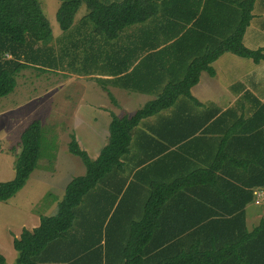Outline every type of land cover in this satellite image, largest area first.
Returning a JSON list of instances; mask_svg holds the SVG:
<instances>
[{"label":"trees","instance_id":"1","mask_svg":"<svg viewBox=\"0 0 264 264\" xmlns=\"http://www.w3.org/2000/svg\"><path fill=\"white\" fill-rule=\"evenodd\" d=\"M260 1L263 0H58L55 18L61 32L53 37L39 0H0V98L10 94L18 75L30 68L43 73L113 76L107 81L135 92H148L147 83L156 80L148 67L150 59L168 61V55L174 53L176 58L190 62L181 81L169 80L164 85L161 76L157 80L163 84L159 94L133 115H110L107 143L95 159L70 135L67 150L82 161L85 174L72 178L65 186L55 214L45 216V205L36 207L39 225L32 230L23 228L12 240L16 264H264V216L248 231L243 211L246 205H240L235 215L206 217L200 224L180 227L164 216L168 213L165 205H177L173 197L178 186L154 185L147 197L136 187L134 196L127 194L133 192L141 175L157 168L159 161L166 163V158L157 161L152 155L144 161L138 159L134 181L127 185L123 169V160L132 163L131 149H140L141 137L157 143L160 141L155 136L164 139L156 128H149L158 115L171 109L180 98L199 104L189 90L197 84L201 71L213 75L210 64L214 60L231 53L254 63L264 61V47L248 49L243 44L253 9ZM82 5L87 13L76 21ZM134 25L144 28L124 33L125 28ZM123 37L133 44H153L142 57L134 47L118 46ZM178 46L186 48L176 49ZM166 71L172 73L170 68ZM248 95L252 96L245 93L236 106L223 112L207 109L202 117L206 127L201 132L214 136L212 166L208 167L213 205H217L223 190L232 197L242 193L246 204L254 200V190L264 188V102L252 96L255 106L237 108L243 100L250 101L245 98ZM108 96L116 105L115 99ZM194 117L184 110L178 120L192 123ZM41 128L36 119L22 130L14 177L0 181V202L20 192L37 168ZM198 130H179L180 136L163 145L162 151L188 140ZM150 160H154L152 165L146 167L144 163ZM236 171L244 177L230 174ZM119 180L123 183L115 187ZM122 216L127 224L128 216H133L128 230L113 231ZM170 233L186 234L190 242L183 243L186 248H180V252L172 253L170 244L174 243L167 236ZM158 236L166 239L157 241ZM0 264H7L2 254Z\"/></svg>","mask_w":264,"mask_h":264},{"label":"crops","instance_id":"2","mask_svg":"<svg viewBox=\"0 0 264 264\" xmlns=\"http://www.w3.org/2000/svg\"><path fill=\"white\" fill-rule=\"evenodd\" d=\"M99 1L114 2L119 0ZM83 11V15L87 13L86 9ZM252 14L253 18L251 23L243 36V44L248 49H258L264 47V0L260 1L259 5L255 4ZM140 28H144V26L134 25L127 27L124 29V33L130 34L134 29L137 30ZM122 39V41L117 43L121 49L134 47L138 49L142 57L147 53L149 49L148 46L153 44L149 41L133 44L131 41H128L126 37ZM110 42H112V46L115 44L114 40ZM160 48H164V46H160ZM178 48L186 47H176V49ZM167 58H170V60L166 61L164 58L155 57L148 61V67L151 68L154 74L153 78L156 79L154 82L155 84L152 82L147 83L146 89H150L148 92H135L107 81L113 79V76H76L62 73L66 76L67 81L62 83L61 89L74 82V80L68 79L69 76L80 78L78 81H82L83 83H87L83 78H92L88 79L91 81L87 80L88 84L93 82L95 85V88L93 87L91 91V100L87 97V93L85 92L87 90V85L85 87L79 85V90L84 91V95L79 99L80 105L84 104V109L80 111V114L83 115L80 123L84 126L83 122L87 124L90 121L92 124L86 125L90 127L88 130L81 133V136L77 134L74 135L78 145L82 147L80 138L85 139L92 136H101V133H99L100 130L95 128V125L97 123L99 124L102 119L106 121L102 126L106 133L105 129L108 130L111 114L117 116H131L147 102L153 100L160 92L159 87L163 85L157 83L159 79H161V76H163L161 80L164 85L169 80L181 81L190 64L189 60L178 59L174 53H170ZM169 61L173 63H168ZM210 67L213 70V75H210L206 71H201L197 84L192 86L189 90L190 95L196 99L199 104L180 98L171 109L164 111L161 115L156 117L155 121L149 123V128H156L162 133L164 139H160V136H155V138L160 141H158L160 144L146 137H141L140 149H131L130 158H132V163H129L128 159L123 160V169L125 172L124 179H126L127 185L130 181H134L133 174L138 169L135 168L138 159L144 161L147 156L152 155H155L154 160L157 161L161 158H166V163H161L159 161V163L155 165L157 168L152 167L153 169L146 171L147 174L141 175L139 181H135L137 185L134 186L133 192H127V194L134 196L136 187V189L143 191L147 197L152 192L151 187L154 185L164 186L167 184L170 185L171 188L173 186H178L175 197H173L174 200L177 201V205H165L168 213L164 216L180 227L200 224L202 223L200 222L201 220L207 219L206 217L235 215L238 213L237 211H239L238 207L240 205H246L243 207V211L245 212V224L247 230L251 231L259 224L261 218L264 216V188L254 190V200L246 204V199L242 193H238L232 197L223 190V194H218L217 205H213L211 203L213 197V183H211L212 174L208 170V167L212 166L211 149L212 138H214V136L207 133L203 134L204 132H201V130L206 127V124H202V117L206 116L207 109L211 112L213 108H216L220 112H223L232 106H236L238 100L244 97L245 93H250L252 96L258 98L261 103L264 102V61L254 63L250 59L241 58L231 53H224L214 60L210 64ZM166 68H170L172 73L167 72ZM97 79H101L104 82ZM121 92H127L122 98V102L116 98L117 94ZM60 93L62 94L63 91ZM108 94L115 99L116 105L111 102ZM252 96L248 95L245 97L248 99L250 98L251 102L243 100L244 103L238 104L237 108H251L255 106L256 104L252 100ZM184 110H188L195 115L192 123H182L178 120L179 115ZM91 113H94V115ZM168 119H172V121ZM194 128H198L199 130L188 140L173 144L176 146L171 147L168 151H162L163 145H167L168 141H173L176 137L180 136L179 130H184L186 133ZM132 144H134V142ZM135 144L137 145V143ZM154 160H150L144 163V165L148 167L152 165ZM230 174L234 175V177H244V174L239 171L234 173L230 172ZM51 176L52 172L50 173L44 170L38 171L36 168L30 175L28 181L30 179L42 181L43 178L47 177V181L49 182L51 181ZM213 176L216 175L213 173ZM120 181L121 180L115 182V187ZM49 183L47 185H49ZM122 183L121 181V184ZM125 188L126 187H124V189ZM142 199L144 198L142 197ZM55 207L56 205H45L42 207V211L44 215L47 216L50 215ZM234 209H237L236 212H234ZM39 214L40 212H38L35 205H30L28 207L27 221L28 223L31 221L29 223V229L36 228L39 225ZM132 218L133 216H128V220ZM124 219L125 216H122L116 221L113 231L119 229H121V231L128 230L127 228L130 220L127 224V221L125 222ZM23 225L21 228H18V230L27 228ZM18 230L12 232V240L20 235L21 231L18 235ZM167 236H169L168 241L174 243L170 244L173 246L171 248V251L173 250L172 253L180 252V248H186L183 243L190 242V237L186 234L174 235L170 233V235ZM165 239L166 238L160 236L155 237L157 241ZM0 252L2 253L1 250Z\"/></svg>","mask_w":264,"mask_h":264},{"label":"rangeland","instance_id":"3","mask_svg":"<svg viewBox=\"0 0 264 264\" xmlns=\"http://www.w3.org/2000/svg\"><path fill=\"white\" fill-rule=\"evenodd\" d=\"M39 2L50 24L52 36L57 37L61 32L55 18L59 7L58 0ZM85 9L84 5L79 8L75 16L76 21L83 16ZM64 76L60 71L43 73L33 68L24 70L18 75L14 90L0 98V181L6 182L14 177V162L21 150L20 134L36 119L42 124L37 170L52 172L50 183L47 177L42 181L30 179L13 198L0 202V254L4 256L7 264H16L17 253L12 246V232H16L23 224L27 227L25 229L32 230L29 229L31 221H27L28 207L52 203L51 205L56 207L50 215L55 214L57 203L62 199L68 182L85 174V166L78 157L68 152L67 144L70 135L81 136V133L90 127L86 125L92 124L90 121L87 124L83 122L84 126L80 123L83 118L80 111L84 109V104L80 105L79 99L84 95V91L79 90V85H87L85 92L90 100L95 85L93 82L88 84V81H91L88 79L92 78H83L87 82L83 83L78 81L80 78L69 76L68 79L74 82L61 89L62 83L67 81ZM127 92L117 94L116 98L122 102ZM104 123L106 121L102 119L95 125V128L100 130V137L80 138L83 147L81 148L87 151L92 159L97 157L100 149L107 143L108 130L105 129L106 133L104 132ZM20 231L22 230H18V235Z\"/></svg>","mask_w":264,"mask_h":264}]
</instances>
